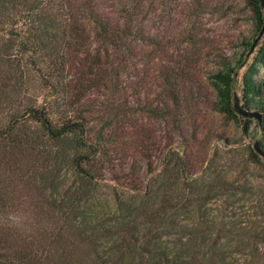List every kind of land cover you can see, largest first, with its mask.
I'll list each match as a JSON object with an SVG mask.
<instances>
[{
  "label": "trees",
  "instance_id": "1",
  "mask_svg": "<svg viewBox=\"0 0 264 264\" xmlns=\"http://www.w3.org/2000/svg\"><path fill=\"white\" fill-rule=\"evenodd\" d=\"M253 5L260 33L264 5L261 0H253ZM145 11L139 0L102 6L97 0H0V32L14 35L18 41V47L14 48L16 54L7 53L9 39L2 43L0 58L7 59L14 69L20 68L22 63L35 68L38 63L50 60L49 65L52 64L60 77L67 72L70 63L67 53L60 54L64 42L66 48L82 53L79 62L88 70L79 73L81 82L75 86L65 85L64 90L61 89L63 80L52 82L51 78L47 80L52 75L40 74L51 91L46 95L48 98L41 105L25 106L23 114L12 115L9 128H0V177L9 167L25 173V158L34 153L39 182L38 201L34 206L39 218L32 233L26 234L19 223L17 226L0 224V264H198L200 250L192 205L194 200L207 199L212 188L195 191L192 185L195 179L183 166V145L197 136L192 137L190 125L185 123L192 115L193 106L188 101L192 90L187 93L183 80L186 68L181 63L173 64L169 60L166 65L160 64L154 76L160 90V107L154 109L151 102H146L140 108L142 112L155 113L164 119L170 139H177L181 144L178 161H174L173 166L171 162L170 172L155 177L154 185L145 190L135 186L136 180L129 172L130 186L115 192L116 209H109V203H105V209L102 199L99 201L95 195H100L98 186L106 182L103 171L116 158L118 150L114 136L107 140L103 131L89 134V111L95 105L87 107L82 101L91 87L112 91L113 98L116 93H127L125 89L130 85L123 78L128 81L137 76L136 68L143 61L146 64L150 57L148 46L155 47L153 56L165 57L162 35L151 36L146 28L133 21V17ZM12 28H16V32L13 33ZM253 42H245L246 49L250 50ZM30 52L33 54L30 60H24L25 54ZM38 53L40 61L35 57ZM221 60V68L212 73L216 91L212 109L236 116L234 97L241 91V103L245 99L244 105L250 106L246 109L262 114V122L246 118L247 123L255 119L256 126H261L264 82L254 78L257 67L250 66L239 83L238 69L245 65L243 56L231 60L222 56ZM255 62L264 64V44ZM6 101L12 99L7 97ZM6 101L0 97V103ZM121 103L117 101L108 106L112 110L110 125L114 118H126L132 113L133 108ZM58 107H62V111L55 119L54 108ZM23 117L36 128L32 132L20 129L9 142L7 139L22 126ZM138 134L147 141L144 130L140 129ZM257 141L264 153V140ZM170 145L174 144L170 142ZM126 146L132 147V142ZM138 147L139 144L134 146L135 155L151 157L148 145L140 150ZM172 149L174 147L169 146L167 157ZM251 152L259 157L258 151ZM69 172L73 180L66 182L64 177ZM11 190V184L0 181L1 212L6 213L11 206L8 202L13 195ZM93 205L100 209L91 210ZM205 242L209 240L204 238L202 244ZM209 258L203 264H211Z\"/></svg>",
  "mask_w": 264,
  "mask_h": 264
},
{
  "label": "rangeland",
  "instance_id": "2",
  "mask_svg": "<svg viewBox=\"0 0 264 264\" xmlns=\"http://www.w3.org/2000/svg\"><path fill=\"white\" fill-rule=\"evenodd\" d=\"M97 1L102 6L127 0ZM139 2L145 6L146 11L133 17V21L141 28H146L151 36L155 37L158 33L162 35L160 40L165 57L153 56L152 50H155V47L148 46L146 50L150 57L146 64V61H143L142 65L136 68L137 76L128 81L123 78L130 85L125 89L127 93H116L113 98L112 91H105L101 87H91L86 92L82 104H87V107L95 105L94 109L89 111V134H99L103 131L107 140H110L111 135L114 136L118 150L116 158L103 171L106 182L99 184L97 192L100 195L95 193L96 198H99V201L102 199L101 204H104L105 209V203H109V209H116L115 192L126 190V186H130L127 178L129 172L136 180L135 186L145 190L154 185L155 177L170 172L171 162L173 166L174 161H178L177 151L181 144L177 139H170L164 119L155 113L142 112L140 108L141 105L147 104L146 102H151L154 109L160 107V90L154 83V76L157 68L161 67L160 64L166 65L169 60L173 64L181 63L186 68L183 80L188 89L187 93L192 90V93L188 94L189 105L193 106L192 115L185 123L190 125L192 137L194 134L197 136L186 146L183 145L185 149L180 151L183 154V166L195 179V184H192L195 191L212 188L207 199L194 200L192 205V218L196 221L195 232L200 250L198 264H203L209 257L211 264H264V156L258 153L259 157H254L251 152L255 150L257 140H264V121L258 127L256 118L247 123L246 117L238 113L235 116L212 109L216 97L212 73L221 68L222 56L230 60L239 56L245 59V65L238 69L239 83L252 65L257 67L254 78L264 82V64L255 62V57L264 44V35L251 55H248L249 50L245 45V42H253L259 34L253 0ZM11 30L16 32V28ZM8 39L10 47L7 53L16 54L14 48L18 47V41L14 35L2 30L0 45ZM61 46L60 54L67 53L66 57L70 63L67 72L62 73L60 77V73L52 64L49 65L50 60L38 63L40 69L32 68L27 63H22L20 68L14 69V65L7 59L0 58V97L4 101L7 97L12 99L0 103V128H9L12 115L23 114L25 106L41 105L48 98L46 95L51 91L49 86L45 85L46 82L40 79V74L43 77L52 75L47 78H51L52 82L63 80L62 90L65 85L75 86L82 81L79 79V73L88 72L87 67L79 62L83 58L82 53L76 52L74 48H66L64 42ZM32 55L31 52L26 53L24 60H30ZM38 55L40 53L35 57L40 61ZM86 84L91 85L90 82ZM140 86H143V89ZM237 95L241 97L242 92L238 91ZM117 101L127 104V108H133V111L129 117L114 118L110 125L108 120L112 110L108 106ZM242 102L245 108L250 107L244 105L245 99H242ZM60 111L62 107L54 108L55 119L59 118ZM20 124L22 126L19 130L14 131L7 139L9 142L14 140L16 133L21 132L20 129L32 132L36 128V125L25 117L21 119ZM140 129L144 130L147 141H143L138 134ZM131 142L132 147L126 146V143ZM170 142L174 145L171 146ZM136 144H139V150L148 145L151 157L135 155ZM169 146L174 149L167 157ZM25 159V173L15 170L14 167H9V171L1 173L0 181L11 184L10 194L13 195L8 199L11 206L6 209V213L0 211V224L6 222L17 226L19 223L27 231L26 234L30 235L39 218L34 209L38 201V162L34 153ZM179 162L182 163L181 160ZM64 179L70 182L73 175L69 172ZM90 208L93 211L100 209L95 205ZM204 238L209 242L202 244Z\"/></svg>",
  "mask_w": 264,
  "mask_h": 264
},
{
  "label": "water",
  "instance_id": "3",
  "mask_svg": "<svg viewBox=\"0 0 264 264\" xmlns=\"http://www.w3.org/2000/svg\"><path fill=\"white\" fill-rule=\"evenodd\" d=\"M261 2L264 5V0H261ZM263 35H264V24L260 30V33L258 34V36L255 38L254 42L252 43L248 55L253 53V51L255 50L259 40L262 38ZM234 108L236 109L238 114H240L246 118H256L259 120V122H262V114L258 111H252V110H249V109H246L245 107H243L241 104L240 98L237 94H235V97H234ZM255 150L264 156V153H263L262 149L260 148L258 141L255 142Z\"/></svg>",
  "mask_w": 264,
  "mask_h": 264
}]
</instances>
